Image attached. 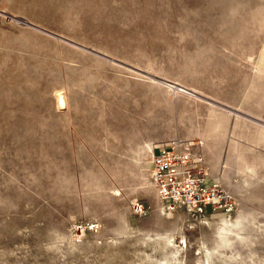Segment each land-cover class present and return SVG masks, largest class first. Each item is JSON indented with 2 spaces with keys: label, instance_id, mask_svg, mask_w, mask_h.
I'll return each mask as SVG.
<instances>
[{
  "label": "rangeland",
  "instance_id": "1",
  "mask_svg": "<svg viewBox=\"0 0 264 264\" xmlns=\"http://www.w3.org/2000/svg\"><path fill=\"white\" fill-rule=\"evenodd\" d=\"M263 44L264 0H0V264H264ZM174 137L235 196L219 231L164 210Z\"/></svg>",
  "mask_w": 264,
  "mask_h": 264
},
{
  "label": "built area",
  "instance_id": "2",
  "mask_svg": "<svg viewBox=\"0 0 264 264\" xmlns=\"http://www.w3.org/2000/svg\"><path fill=\"white\" fill-rule=\"evenodd\" d=\"M150 163L154 185L169 211L186 209L212 216L220 209L225 214L235 209V196L207 171L196 141L174 137L155 144ZM206 180L211 183L204 185Z\"/></svg>",
  "mask_w": 264,
  "mask_h": 264
},
{
  "label": "bare ground",
  "instance_id": "3",
  "mask_svg": "<svg viewBox=\"0 0 264 264\" xmlns=\"http://www.w3.org/2000/svg\"><path fill=\"white\" fill-rule=\"evenodd\" d=\"M257 68V67H256ZM257 71H260V72H262L259 68H257ZM175 82H174V85H178V84H180L181 82H179V81H177V80H174ZM261 87V86H260ZM180 88V87H179ZM263 89H264V87H262ZM182 90V89H181ZM182 91H185V92H187L188 90L187 89H185V90H182ZM189 92V91H188ZM262 98H264V97H262ZM57 99H58V105H59V107H64V106H66V104H67V101H66V98H65V96L62 94V93H58V95H57ZM263 132V131H262ZM262 137H264V136H262ZM261 137V139H263ZM154 145L152 144V143H149L148 144V148H150V154L153 152V150H154V147H153ZM206 169H207V171H208V167H207V165H206ZM221 170V169H220ZM209 172V171H208ZM215 177V179H216V181L217 182H221L220 181V179H219V177L218 176H214ZM149 178H150V180H151V182L153 183V186L155 187V185H154V182H153V179H152V170H151V168L149 169ZM156 188V187H155ZM157 189V188H156ZM227 189V188H226ZM228 190V189H227ZM229 191V190H228ZM162 201V200H161ZM163 207H164V210L168 213H171V212H173V211H169L167 208H166V206H165V204L163 203ZM234 211V210H233ZM187 212L189 213V214H192V213H190L188 210H187ZM230 212H232V211H230ZM194 214H199L198 215V218H197V220L199 221V222H201L203 225H205V226H208V228L209 227H212V229H214V228H218L217 230L219 231V226L220 225H224V224H228L229 222H231L232 223V221L231 220H229L228 218H226V217H224V218H221V219H218V220H214V219H210L208 216V214H202V213H194ZM227 214V213H226ZM208 215V216H207ZM228 216H230V214L228 215ZM218 225V226H217ZM224 226H226V225H224ZM223 226V227H224ZM228 226V225H227ZM230 226V225H229ZM231 228V227H230ZM226 234V233H225ZM227 237V236H226ZM219 238H220V236H219ZM223 238V237H222ZM222 238H220V239H222ZM224 239H227V238H223V241H224ZM164 241V240H163ZM169 239L167 238L166 239V244L167 243H169ZM226 241V240H225ZM228 241V240H227ZM226 241V242H227ZM164 243V242H163ZM225 243V242H224ZM170 244V243H169ZM217 245V244H216ZM167 246H168V244H167ZM221 247V246H220ZM218 249V248H217ZM217 249H215L214 247L211 249V248H209L208 250H207V256H206V264H211V261H212V259H213V255H214V251L215 250H217ZM218 251V250H217ZM223 260V259H222ZM225 261V260H224Z\"/></svg>",
  "mask_w": 264,
  "mask_h": 264
},
{
  "label": "crops",
  "instance_id": "4",
  "mask_svg": "<svg viewBox=\"0 0 264 264\" xmlns=\"http://www.w3.org/2000/svg\"><path fill=\"white\" fill-rule=\"evenodd\" d=\"M256 63L261 66L262 68H264V44L262 45V47L260 48V51L257 53V57H256ZM261 70V69H260ZM262 71V70H261ZM264 73V71H262Z\"/></svg>",
  "mask_w": 264,
  "mask_h": 264
}]
</instances>
